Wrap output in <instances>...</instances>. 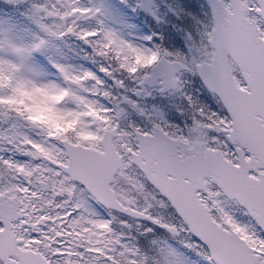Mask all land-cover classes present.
<instances>
[{
	"label": "snow or ice",
	"instance_id": "snow-or-ice-1",
	"mask_svg": "<svg viewBox=\"0 0 264 264\" xmlns=\"http://www.w3.org/2000/svg\"><path fill=\"white\" fill-rule=\"evenodd\" d=\"M0 264H264V0H0Z\"/></svg>",
	"mask_w": 264,
	"mask_h": 264
}]
</instances>
